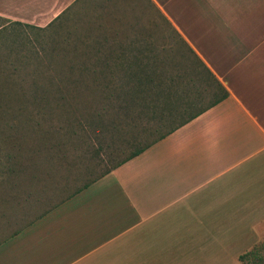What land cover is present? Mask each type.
<instances>
[{
	"label": "crops",
	"instance_id": "obj_1",
	"mask_svg": "<svg viewBox=\"0 0 264 264\" xmlns=\"http://www.w3.org/2000/svg\"><path fill=\"white\" fill-rule=\"evenodd\" d=\"M79 1L0 0V28ZM150 1L228 96L57 206L33 195L0 264H264V0Z\"/></svg>",
	"mask_w": 264,
	"mask_h": 264
},
{
	"label": "rangeland",
	"instance_id": "obj_2",
	"mask_svg": "<svg viewBox=\"0 0 264 264\" xmlns=\"http://www.w3.org/2000/svg\"><path fill=\"white\" fill-rule=\"evenodd\" d=\"M86 51L109 62L94 70L107 96L73 83L74 56ZM203 71L150 0H80L45 29L2 21L0 229L12 233L36 212L33 195L52 206L98 176L132 126L153 125L154 103L202 94L208 105L217 87Z\"/></svg>",
	"mask_w": 264,
	"mask_h": 264
},
{
	"label": "trees",
	"instance_id": "obj_3",
	"mask_svg": "<svg viewBox=\"0 0 264 264\" xmlns=\"http://www.w3.org/2000/svg\"><path fill=\"white\" fill-rule=\"evenodd\" d=\"M12 23L23 24L21 22ZM184 44L188 47L190 52L196 58L200 67L204 70L203 78L206 81H210L213 86L217 87V89L215 90V99L212 100L206 106L200 105L203 99L202 94L187 96L176 100H173L171 96H167V102L164 105H162L160 102L154 103L152 107V116L150 118L154 121L153 125L148 126L145 123L141 125L136 124L132 126V132H130L122 139L124 143L119 146H112V149L108 153L111 161L106 167V169L102 171L98 176H95L91 181L86 182L84 185L68 194L61 201L57 202V204H52L53 207L57 206L66 198L77 194L78 192L87 188L93 182L110 173L112 170L118 168L119 166L130 161L134 157L140 155L145 150L153 146L155 143L167 137L180 127L184 126L185 124L189 123L191 120L201 115L203 112H205L206 110H208L209 108H211L212 106H214L215 104H217L228 96V91L217 80L212 71L205 65V63L195 54V52L185 42ZM75 49L78 50L77 47H75ZM87 51L83 54L80 52H75L76 54L74 58H76V60H74L73 68H76V66L79 68V75L74 79L73 83H78V85H81L83 89H88L85 91H89L93 88L94 91H103L106 95V91L108 90L109 86L108 84L102 83L98 73L96 74L94 70L98 66L102 68H108L106 66L109 65V62L106 59L101 60L100 58H97V60L93 56L88 55ZM72 72L75 73L74 71ZM206 88L207 87L205 86L203 90H205ZM136 99L137 98L132 99V102L135 101L136 103H138L135 104L136 107H147V103L137 101ZM129 103L130 100L125 99L124 103L122 104V108L125 110V112H127L129 109ZM115 128L117 129V127ZM258 258L259 252L254 249L250 252L245 253L244 255H241V260L243 261H249L250 259H253L255 261Z\"/></svg>",
	"mask_w": 264,
	"mask_h": 264
}]
</instances>
